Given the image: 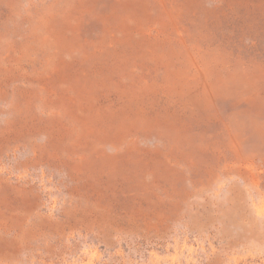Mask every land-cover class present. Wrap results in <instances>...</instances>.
<instances>
[{
    "label": "rangeland",
    "instance_id": "374dc122",
    "mask_svg": "<svg viewBox=\"0 0 264 264\" xmlns=\"http://www.w3.org/2000/svg\"><path fill=\"white\" fill-rule=\"evenodd\" d=\"M0 264H264V0H0Z\"/></svg>",
    "mask_w": 264,
    "mask_h": 264
}]
</instances>
